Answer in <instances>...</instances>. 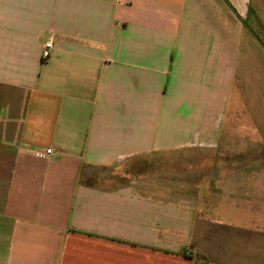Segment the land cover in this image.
<instances>
[{
    "label": "crops",
    "instance_id": "obj_1",
    "mask_svg": "<svg viewBox=\"0 0 264 264\" xmlns=\"http://www.w3.org/2000/svg\"><path fill=\"white\" fill-rule=\"evenodd\" d=\"M0 264H264V0H0Z\"/></svg>",
    "mask_w": 264,
    "mask_h": 264
},
{
    "label": "built area",
    "instance_id": "obj_2",
    "mask_svg": "<svg viewBox=\"0 0 264 264\" xmlns=\"http://www.w3.org/2000/svg\"><path fill=\"white\" fill-rule=\"evenodd\" d=\"M52 48H53V38L49 37L46 40H44L42 43V49H41V54H40L42 63L47 62V60L49 59L50 52H51ZM52 152H53V150L51 147H46L42 150H38L36 152V154L40 157H46V156L52 154Z\"/></svg>",
    "mask_w": 264,
    "mask_h": 264
},
{
    "label": "rangeland",
    "instance_id": "obj_3",
    "mask_svg": "<svg viewBox=\"0 0 264 264\" xmlns=\"http://www.w3.org/2000/svg\"><path fill=\"white\" fill-rule=\"evenodd\" d=\"M180 160H183V159H187L186 157H184V158H182V157H180L179 158ZM191 159H193V158H191ZM195 164V163H194ZM196 165V164H195Z\"/></svg>",
    "mask_w": 264,
    "mask_h": 264
}]
</instances>
